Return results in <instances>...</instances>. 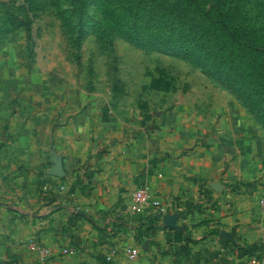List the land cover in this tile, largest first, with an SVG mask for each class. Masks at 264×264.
I'll return each instance as SVG.
<instances>
[{
  "label": "crops",
  "instance_id": "1",
  "mask_svg": "<svg viewBox=\"0 0 264 264\" xmlns=\"http://www.w3.org/2000/svg\"><path fill=\"white\" fill-rule=\"evenodd\" d=\"M19 99L1 118L0 264H216L209 247L264 241V139L237 100L158 112L150 136L148 111L132 121L101 93ZM139 187L161 205L133 212ZM161 208L179 228L154 223Z\"/></svg>",
  "mask_w": 264,
  "mask_h": 264
},
{
  "label": "rangeland",
  "instance_id": "2",
  "mask_svg": "<svg viewBox=\"0 0 264 264\" xmlns=\"http://www.w3.org/2000/svg\"><path fill=\"white\" fill-rule=\"evenodd\" d=\"M192 1L0 0V128L20 97L51 91L101 93L132 121L148 111L150 136L158 112L232 98L264 139V0H198L211 20ZM229 240L209 262L264 264V241Z\"/></svg>",
  "mask_w": 264,
  "mask_h": 264
},
{
  "label": "built area",
  "instance_id": "3",
  "mask_svg": "<svg viewBox=\"0 0 264 264\" xmlns=\"http://www.w3.org/2000/svg\"><path fill=\"white\" fill-rule=\"evenodd\" d=\"M262 206L264 209V196L261 199ZM154 205V206H160L161 203L156 200L150 193V191L145 188V187H139L137 188L134 193L132 194V204H131V210L135 213H142L144 212L149 206ZM159 216H161V219L164 218L165 215V210L161 208L158 212ZM161 219H156V220H161ZM154 220V223L157 224L158 221ZM30 246L32 249L39 248L41 249L43 254H46L47 251L45 248L42 246L38 245L35 240H31ZM124 252L126 256L130 260H135L139 257L140 255V247L138 245L135 246H128L124 249ZM115 251H112L109 253L106 257L108 259H112Z\"/></svg>",
  "mask_w": 264,
  "mask_h": 264
},
{
  "label": "trees",
  "instance_id": "4",
  "mask_svg": "<svg viewBox=\"0 0 264 264\" xmlns=\"http://www.w3.org/2000/svg\"><path fill=\"white\" fill-rule=\"evenodd\" d=\"M192 3H193L194 6L196 7V9H198V11H200L201 13H203L204 17H205L207 20H211V19H212L211 16L208 14V12H206L205 10L202 9V7H201V2H200V1H198V0H193ZM221 18H222V17H221ZM222 19H224V18H222ZM222 19H221V20H222ZM182 26L184 27V24H183ZM222 27H223L224 29L228 30V26H227L225 20H222ZM204 42L206 43L207 41H206L205 39H203V43H204ZM167 50L169 51V50H171V48H170V47H167ZM182 50H183V52L188 53L189 55L192 54V50H191V48H186V47H184V46L182 45L181 48H179L177 51H182ZM191 56H192V55H191ZM233 90H235V91H237L238 93H240V90H238L237 87H233Z\"/></svg>",
  "mask_w": 264,
  "mask_h": 264
},
{
  "label": "water",
  "instance_id": "5",
  "mask_svg": "<svg viewBox=\"0 0 264 264\" xmlns=\"http://www.w3.org/2000/svg\"><path fill=\"white\" fill-rule=\"evenodd\" d=\"M61 173H62V172H61V166L59 165V166H57V167L55 168L53 174H55V175H57V176H60ZM164 223H165L167 226L171 227V228H179V226H177V225L175 224V220H174L171 216H169L168 214H165V215H164Z\"/></svg>",
  "mask_w": 264,
  "mask_h": 264
}]
</instances>
